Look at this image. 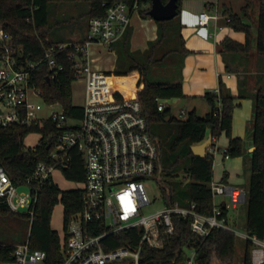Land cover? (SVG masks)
Here are the masks:
<instances>
[{
  "label": "trees",
  "instance_id": "16d2710c",
  "mask_svg": "<svg viewBox=\"0 0 264 264\" xmlns=\"http://www.w3.org/2000/svg\"><path fill=\"white\" fill-rule=\"evenodd\" d=\"M139 3V14L143 19H150L144 4L151 5V0H0V26L13 37L14 45L20 48L24 56L32 61L44 59L45 47L51 43L65 42L50 39L54 28L49 25L51 5L65 2H83L90 4L88 15L104 17L107 8L115 2H124L130 7ZM167 3L169 0H162ZM181 1H178L179 11ZM244 5L240 14L228 11V25L235 32L246 35L245 44L231 38H225L220 44L224 55L249 56L253 51L264 60V0H242ZM257 7V31L254 42V11ZM158 37L150 42L144 51H132L131 41L133 28L130 26L124 37L112 45L111 51L117 55V68L113 75L115 97L119 101L139 100L143 107V116L148 125V132L158 147V171L156 176L179 178L183 171L188 179L186 189L179 185L161 187L166 206L191 207L205 216L213 215L216 206L211 190L214 181V156L197 157L192 146L203 143L211 135L212 146L223 134L228 138L227 154L230 158L241 157L244 154V140L232 136L233 116L238 98L227 90L222 79L218 93L209 91L205 95L210 112L205 117L197 115L193 110L185 120H176L169 107L163 112L158 110L159 101L184 98L181 82H154L150 79L153 67L165 66L170 59H179L182 65L183 57L190 52L185 47L181 34L182 26L179 18L170 22L157 23ZM255 43V44H254ZM57 62L63 65L56 79H51L47 62H43L36 73L35 83L41 89L44 100L48 104L59 103L69 118L80 119L83 108L73 104L72 84L75 81L72 65L66 56H57ZM253 116L247 132L252 139L255 151L250 153L246 171L249 172L246 209V231L252 236L264 239V89L259 88L253 96ZM169 118V122L166 119ZM164 124L169 132L158 139L152 132V127ZM50 123H41L32 127H10L0 129V165L17 187L23 186L27 179L34 175L40 163L51 164L49 145L43 143L36 151L25 153V139L30 134L41 133L47 138L52 131ZM158 140V141H157ZM70 164L62 170L67 181L82 183L86 179L85 164L82 155L71 150ZM228 179V173L223 175L222 183ZM34 187V184L32 185ZM62 204L64 208V226L71 217L82 209V191H62L50 177L42 186L35 205L34 217L26 213L16 214L8 207L0 205V217L3 215L20 217L29 221V240L34 249L47 253L45 264H62L61 238L52 228V216L55 207ZM223 216L228 224L234 222L228 209L222 207ZM175 234L162 251L144 247L141 264H186L189 251L196 252L197 264H235L237 235L226 230H213L206 239L194 234L188 220L174 219ZM231 226V225H230ZM140 239L138 230H129L110 236L105 242V249L118 247L135 249ZM108 243V244H107ZM0 244L6 245L0 241ZM8 250L14 245H6ZM251 245L245 243L243 264H252ZM126 264V263H125ZM128 264V263H127Z\"/></svg>",
  "mask_w": 264,
  "mask_h": 264
},
{
  "label": "built area",
  "instance_id": "2783aa9c",
  "mask_svg": "<svg viewBox=\"0 0 264 264\" xmlns=\"http://www.w3.org/2000/svg\"><path fill=\"white\" fill-rule=\"evenodd\" d=\"M142 8L148 10L150 5L144 4ZM137 13L138 1L133 7L124 2L112 3L104 17L90 19L83 41L51 43L45 47L44 59L39 61L26 58L14 45L12 35L0 26V129L41 123L52 126L47 138L35 133L40 136L39 141L34 146L25 144V153L36 151L43 143L52 148L51 164L40 163L23 185L29 188L28 194L18 193L20 187L0 165V205L16 214L26 213L33 219L41 186L53 178L55 171L62 172L69 166L71 150L76 149L84 160L86 179L78 183L83 185V189H79L82 209L64 226L65 237L60 236L62 264H141L144 247L158 251L166 248L175 234V218L188 220L191 231L202 239L213 230L237 235L223 216L222 207L230 211L245 204L247 190L214 181L211 183L214 199L228 196L230 201L216 204L211 216L199 214L194 204L183 208L178 203L149 216L143 215L142 209L152 204L145 185L158 171V147L148 132L141 102L117 100L111 81L114 76L94 70L92 58L94 46L107 51L121 40ZM216 19L217 16L203 12L198 17V27L204 29ZM63 55L72 65L74 82L85 84V104L80 119L69 118L59 103L48 104L35 83L37 70L44 61L48 63L51 79H56L63 70L57 56ZM166 107L165 100L159 101L160 112ZM179 117L185 120L187 111H181ZM68 121L78 124L69 127ZM208 153L214 156V163L217 156L223 161L230 159L226 150L216 146H211ZM129 230L140 232L135 249L123 246L105 249L110 236ZM240 236L252 247V264H264V239L247 231ZM11 249L0 244V264H45L47 260V253L34 249L30 240ZM186 264H197L195 251H189Z\"/></svg>",
  "mask_w": 264,
  "mask_h": 264
},
{
  "label": "crops",
  "instance_id": "0c3cea01",
  "mask_svg": "<svg viewBox=\"0 0 264 264\" xmlns=\"http://www.w3.org/2000/svg\"><path fill=\"white\" fill-rule=\"evenodd\" d=\"M243 5L242 0H182L178 18L182 26L181 34L184 38L185 47L190 53L183 57L182 65H176L178 66V72L174 73V79L172 81H166L182 83L184 98L171 99L174 101V105H182L181 111L185 110L188 114L195 110L197 115L200 116L199 108L204 110L205 115L210 112V107L204 98L206 93L218 90L220 79H222L227 90L234 97L238 98L236 104L239 107L234 111L232 136L242 139L244 135L237 133L235 129L236 127L239 129L244 125L238 119L247 120V124L252 120V98L259 88L264 89V60L255 51L249 56L224 55L221 52L220 44L225 38H231L234 41L245 44L246 35L242 32L232 30L227 21L228 11H232L234 14H240ZM203 12H207L211 16H217V19L211 21L206 28L200 29L198 27V17ZM134 16H136V19ZM133 20L135 21V26L131 24L133 28L131 41L132 51H144L148 48L149 43L154 42L158 37L157 22L151 18L142 19L138 13L133 15L132 23ZM102 53L115 57L116 70L117 57L111 49L106 51L99 46L92 48V58ZM93 68L94 70H101L96 63L95 65L93 64ZM164 68L159 67V70ZM154 69L151 72H154ZM156 69L158 70V67ZM111 81L113 82V78ZM167 101L165 100L166 106L172 109L167 104ZM236 115L237 120L235 124ZM246 135L250 140V144L248 145L250 156L253 142L247 131ZM219 140L215 141L216 147L221 150H227L229 145L228 138L226 137L225 139L227 141L226 145H224L225 147L219 145ZM220 158L221 163L223 160L222 157ZM239 160L241 159L238 158V160H235L236 162L233 161L230 164V168L227 165L225 166L223 175L227 172L228 179L223 184L248 190L249 179L247 183L242 178V175L247 172L246 170L245 172L244 170L242 171V165L237 162ZM225 163L223 161V166ZM223 175L219 179H216L214 175V182L222 183ZM222 204H225V202ZM240 207L244 206L241 205Z\"/></svg>",
  "mask_w": 264,
  "mask_h": 264
},
{
  "label": "rangeland",
  "instance_id": "374dc122",
  "mask_svg": "<svg viewBox=\"0 0 264 264\" xmlns=\"http://www.w3.org/2000/svg\"><path fill=\"white\" fill-rule=\"evenodd\" d=\"M51 15L49 18V25L54 28L53 37L50 36V39L55 41H63L65 42H75V41H83L87 37L88 24L90 21V16L88 12L90 10L89 3L83 2H65L57 5L53 3L51 5ZM257 7L254 11V21H253V31H254V42H255V33L257 31ZM141 17V16H140ZM136 19V16H134ZM142 18V17H141ZM178 18V17H177ZM176 18V19H177ZM143 19V18H142ZM133 26H135V21L133 20ZM255 44V43H254ZM116 54V53H115ZM117 57V55H116ZM178 62L179 59L171 60L165 66H156L150 74V79L156 82H166L172 81L174 73L178 72ZM99 66L101 71L104 73H110L115 70L116 63L115 57L107 54H99L95 58H93V64ZM169 68H164L168 67ZM159 67H163L164 69L159 70ZM175 67V68H174ZM72 92H73V104L75 106L82 107L85 104V84L83 82H74L72 84ZM167 104L172 108L171 113L176 120H181L179 115L181 113L182 105H174L173 100H168ZM241 110V109H240ZM239 112V111H238ZM200 117H205L204 110L199 108ZM237 120V115L235 119V124ZM242 121L244 125H242L239 129L236 127V132L244 135V154L241 157L230 158L226 160L224 166L223 161L220 163L221 156H217L215 158L214 163V175L216 179L221 178L223 175L225 166L230 168V164L236 159L240 158L241 160L237 161L242 165V171L246 170L247 162L249 161V152L248 145L250 144L249 138H247L246 131L248 128L247 120L238 119ZM78 123L74 121H68L67 125L69 127H74ZM169 132L167 127H164V124H157L152 127V132L160 139L165 132ZM40 139L38 134H30L26 140L25 144L29 146H34ZM219 145H226L227 141L226 136L222 135L219 138ZM158 141V140H157ZM247 143V145H246ZM225 147V146H224ZM236 162V161H235ZM242 175L244 181L248 183L249 172ZM54 183L59 186L62 191H70V190H78L83 189L82 184L69 182L64 177L63 173L59 170L53 173ZM171 185H179V187L183 190L186 189V185L188 183V179L183 171L179 172V178H165L162 176H155L147 180L145 188L147 194L152 202L151 205L145 206L142 209L144 216H149L153 213H156L160 210H163L166 206L163 193L161 187L163 185L167 186V184ZM29 192V188L26 186H22L19 188L18 193L26 195ZM230 199L228 196H217L215 198V203L217 205L222 204L223 202L229 203ZM231 216H234V222L231 221L230 225L237 233V244H236V258L235 264H243L244 253H245V243L246 241L240 236L241 234H246V209L245 207H240L236 210H230ZM23 213L24 210H21ZM52 228L59 233V235L64 238L65 237V227H64V208L62 204H58L53 212L52 216ZM30 236V226L29 221L20 217L19 215L10 216L3 215L0 217V241L4 242L6 245H21L28 242Z\"/></svg>",
  "mask_w": 264,
  "mask_h": 264
},
{
  "label": "water",
  "instance_id": "95a60500",
  "mask_svg": "<svg viewBox=\"0 0 264 264\" xmlns=\"http://www.w3.org/2000/svg\"><path fill=\"white\" fill-rule=\"evenodd\" d=\"M179 0H169L164 3L162 0H151L150 9L148 16L157 23L170 22L180 15ZM169 122V118L166 119ZM213 138L211 135L208 136L207 140L201 144L192 146L191 150L197 157H207L208 149L212 146ZM255 151V147L251 149V152Z\"/></svg>",
  "mask_w": 264,
  "mask_h": 264
}]
</instances>
